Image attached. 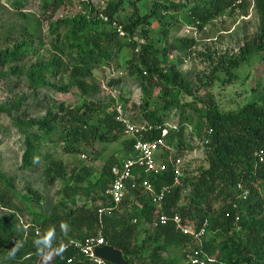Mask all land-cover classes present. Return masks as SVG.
Masks as SVG:
<instances>
[{
  "label": "trees",
  "instance_id": "obj_1",
  "mask_svg": "<svg viewBox=\"0 0 264 264\" xmlns=\"http://www.w3.org/2000/svg\"><path fill=\"white\" fill-rule=\"evenodd\" d=\"M74 1L10 2L28 22L24 37L0 50V79H10L8 83L14 89L20 85L27 89L18 90L10 100L0 103V115L10 120L21 139L19 168L30 171L41 164L46 181L61 179L67 170L62 161L42 152L44 145L78 156L90 139L115 143L124 136L122 147L125 158L129 157L135 139L127 136L116 120L118 104L132 123L145 126L141 139L160 138L162 130L167 129L165 141L171 147L168 154L174 159L181 158L183 150L189 148L182 135L190 127L191 135L204 139V165L185 169L176 185L169 166L158 174L141 171L139 178L149 180L155 190L167 187L165 214H178L182 222H191L196 230L206 220V232L199 246L173 224L154 228L151 223L156 209L142 189L129 192L111 215L100 217L97 197L112 180L111 166L121 160L107 161L94 179L86 166L72 165L69 179L73 186L64 185L57 203L46 211L38 208L41 197L31 185L19 189L15 178L0 169V259L8 264H43V259L52 254L50 264H92L73 245L62 254L55 249L70 240L82 241L100 233L129 264H178L179 259L190 264L188 254L199 247L213 258L207 264H264V160L259 162L256 155L264 153V104L250 103L240 110L224 112L196 96L200 87L207 89L220 80L218 74L224 73V83H231L236 79L235 69L255 53L264 52V0H252L259 25L243 39L236 54L229 58L197 54L210 65L215 59L213 69L205 76L209 81L197 77L199 86L185 78L172 58L174 51L191 50L196 42L172 37L173 25L181 19L201 30L226 13L246 9L248 0H101L99 6L94 0H78L81 10L65 14ZM27 6L35 12H22ZM154 22L157 30L151 28ZM44 35L48 42H43ZM110 63H123L124 77L139 87V103L129 110L123 104L128 102L123 94L116 105L114 99L104 104L88 99L94 89L93 71ZM121 81H111L110 86L115 88ZM74 86L81 92L75 105H65L46 94L40 96L43 90L67 94ZM184 96L193 97L194 102L204 101V109L183 101ZM32 108L43 111V115H28L27 110ZM173 111L179 116L177 130L167 122ZM238 185L247 192L244 199L238 197ZM91 193L95 195L92 198ZM23 212L28 222L20 219ZM61 224L67 228L62 230ZM145 226L152 227L151 232L140 238L138 229ZM49 230L55 232L53 249L41 255L33 241ZM14 246H19L18 251L11 256ZM162 253L168 255L167 259Z\"/></svg>",
  "mask_w": 264,
  "mask_h": 264
},
{
  "label": "rangeland",
  "instance_id": "obj_2",
  "mask_svg": "<svg viewBox=\"0 0 264 264\" xmlns=\"http://www.w3.org/2000/svg\"><path fill=\"white\" fill-rule=\"evenodd\" d=\"M10 2L11 0H0V50L6 47L9 48L13 42L21 40L24 37V28L28 23L18 10H15L11 6ZM93 3L99 6L101 0H94ZM80 10L79 1L75 0L71 9L65 14H74ZM22 12L30 15V12H35V10L27 6ZM141 12H144V9ZM258 25L259 21L253 8L252 0H248L246 9L237 11L234 14L226 13L201 30L179 19L173 25L170 35L174 38H192L195 40L196 45L191 50L185 52L174 51L172 58L178 62V68L185 78L192 84L199 86L197 77H202L203 82L209 81L205 76L209 75L213 69L215 59L210 65L209 62L205 61V57H199L197 54L206 52L214 57L218 54L219 56L229 58L233 54H236L238 47L243 43V39L251 36L258 28ZM151 28L157 30V22L152 23ZM44 30L45 26L43 27V33ZM48 40L47 36L44 35L43 42H48ZM124 69L123 63L119 65L110 63L108 65L102 64L97 66L92 73L94 89L89 93L88 99L100 104L114 99L116 105L119 102L118 96L123 94L128 99V102L123 103L127 110L130 109L132 104H138L140 100L139 87L136 83L124 77ZM2 71L3 68L0 67V72ZM234 75L236 79L232 80L231 83H224L227 80V76L224 73L218 74L220 80L215 81L207 89L200 87L201 91L196 96L201 100L205 99V103L208 102L213 106H218L224 112L240 110L250 103L262 106L264 104V52L255 53L247 63L234 70ZM118 79H122V81L117 87L110 86L111 81ZM8 81H10L8 78L0 79V103L10 100L18 90V92L20 90L26 92L27 90L24 85H20L18 89H14L13 84L10 85ZM40 94V96L46 94L65 105L79 103L81 96L80 90L75 86L67 94H59L52 90H43ZM182 99L185 102L191 103L194 107H198L200 110L204 109V101L203 103L194 102V98L189 96H184ZM27 112L30 116L43 115V111L37 112L33 108L28 109ZM178 118V112L173 111L170 113L167 122L169 125L177 127ZM191 132V128L186 127L182 135L184 142L189 145V148L183 150V155L181 156L182 174L185 169L191 171L205 163V149L201 145L204 139L191 135ZM18 136L11 126L10 120L6 116L0 115V169L8 176L15 178L16 186L19 189L24 188L28 183L37 191L41 197L38 208L42 211L50 209L57 203L60 191L64 185L70 184L73 186L72 181L69 179V170L72 165L76 167L80 165L86 166L92 173L91 178L94 179L100 176L103 166L107 161L112 159L120 161L125 158V152L122 147L124 136L115 143H100L90 139L89 143L82 145V153L78 156L66 155L62 153L59 147L45 144L42 152H48L52 159L62 161L67 170V174L61 179H56L50 183L43 178V166L41 164H38L30 171L19 168L22 146L20 136ZM202 138H204V131L202 132ZM78 196L80 199L83 198L81 193ZM89 196L92 198L95 195L91 193ZM97 198H99L98 202H100L101 196ZM218 207L219 203L215 204L214 208L217 209ZM20 219L28 222V216L24 212L20 214ZM151 228L145 226L143 229H138L139 237L146 238L148 233L151 232ZM146 229L149 232L145 233ZM174 255L178 256L179 254L178 252H174ZM51 256L52 254L47 255L43 259V264H50ZM170 256L172 257L173 255L171 254ZM162 257L167 259L168 255L162 253ZM183 263L184 261L179 259L178 264ZM0 264L8 263L0 259ZM162 264H166V262Z\"/></svg>",
  "mask_w": 264,
  "mask_h": 264
},
{
  "label": "built area",
  "instance_id": "obj_3",
  "mask_svg": "<svg viewBox=\"0 0 264 264\" xmlns=\"http://www.w3.org/2000/svg\"><path fill=\"white\" fill-rule=\"evenodd\" d=\"M116 110L118 113L116 120L123 125L124 133L129 137H133L135 142L132 145V155L111 166L110 174L112 180L101 194V201L98 202V215L100 217L103 215H111L129 192L142 189L146 192L156 209V217L151 223L154 228L173 224L176 230L180 231L183 235L192 237L201 246L202 238L204 237L208 224L207 221H203L196 230L191 222H182L178 214H165L163 212V202L167 187L162 186L159 190H155L149 180H141L139 178L141 171L149 174H158L159 172L166 171L169 166L172 168L174 174L173 183L175 185L179 184V180L183 175L182 159H174L173 155L168 154L171 147L165 141L168 132L167 129L162 130L160 138L150 141L141 139L140 134L145 130V126L132 123L128 119L127 114L123 112L120 104L117 105ZM170 127L177 130L176 126ZM256 155L259 162L264 160V153L262 151H259ZM236 189L239 194L238 197L244 199L247 192H242L240 185ZM232 206L233 208L236 207L235 204H232ZM225 216L228 217L229 213H226ZM235 220H238L237 216ZM38 233L39 230H36L35 234ZM105 244L103 237L99 233L97 236L87 237L82 241L70 240L65 245V248L67 249L73 245L92 264H111L94 254L96 247ZM187 258L190 264H207L213 259L204 254L200 247L193 249Z\"/></svg>",
  "mask_w": 264,
  "mask_h": 264
},
{
  "label": "clouds",
  "instance_id": "obj_4",
  "mask_svg": "<svg viewBox=\"0 0 264 264\" xmlns=\"http://www.w3.org/2000/svg\"><path fill=\"white\" fill-rule=\"evenodd\" d=\"M67 228L66 224H61V229L64 230ZM55 237V232L54 230H49L42 234L39 238L35 239L33 241L34 245L37 247L41 255H44L47 250H52L53 249V239ZM19 246H14L10 250V255L14 256L16 251H18ZM66 250L64 245H61L58 249H55L57 254H62Z\"/></svg>",
  "mask_w": 264,
  "mask_h": 264
},
{
  "label": "water",
  "instance_id": "obj_5",
  "mask_svg": "<svg viewBox=\"0 0 264 264\" xmlns=\"http://www.w3.org/2000/svg\"><path fill=\"white\" fill-rule=\"evenodd\" d=\"M95 256L111 263V264H129L124 259L122 252L108 244L96 247L94 249Z\"/></svg>",
  "mask_w": 264,
  "mask_h": 264
}]
</instances>
